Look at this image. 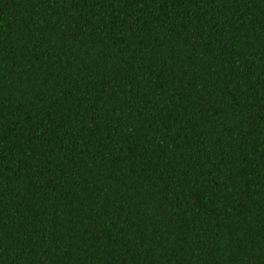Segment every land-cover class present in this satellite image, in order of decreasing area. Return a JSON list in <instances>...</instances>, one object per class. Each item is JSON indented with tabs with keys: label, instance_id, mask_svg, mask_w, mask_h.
<instances>
[{
	"label": "trees",
	"instance_id": "obj_1",
	"mask_svg": "<svg viewBox=\"0 0 264 264\" xmlns=\"http://www.w3.org/2000/svg\"><path fill=\"white\" fill-rule=\"evenodd\" d=\"M0 264H264V0H0Z\"/></svg>",
	"mask_w": 264,
	"mask_h": 264
}]
</instances>
